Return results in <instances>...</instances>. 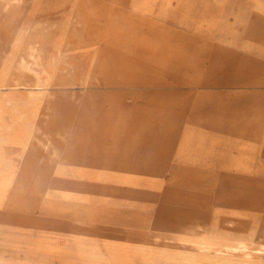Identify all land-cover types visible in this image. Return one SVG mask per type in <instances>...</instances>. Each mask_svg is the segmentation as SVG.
<instances>
[{
  "label": "rangeland",
  "instance_id": "374dc122",
  "mask_svg": "<svg viewBox=\"0 0 264 264\" xmlns=\"http://www.w3.org/2000/svg\"><path fill=\"white\" fill-rule=\"evenodd\" d=\"M16 1L0 0V264H264V0ZM43 13L79 40L47 46L43 84L5 86Z\"/></svg>",
  "mask_w": 264,
  "mask_h": 264
},
{
  "label": "bare ground",
  "instance_id": "6f19581e",
  "mask_svg": "<svg viewBox=\"0 0 264 264\" xmlns=\"http://www.w3.org/2000/svg\"><path fill=\"white\" fill-rule=\"evenodd\" d=\"M25 1L26 0H17L16 3L18 5H20V4L24 3ZM128 1H130V0H128ZM75 4H76V2H75ZM112 4H114V2H112ZM43 15H44V18H42V19H37L36 16H38V15H33V21H39L38 22L39 26L36 27L37 28L36 30H24V28L28 27L24 24L25 27L23 25L24 28L22 29V31H19V33L16 35V37L12 41L11 45H12L13 53L15 55V59L10 64L9 71H8L9 81L6 82L5 86H12V87L16 86V87H18V85H23L25 83V81L23 80L24 79L23 75H26V77H27L28 73H33L34 75H37L36 80H34L35 79L34 78L32 81V82H34L33 83L34 85L37 86L38 84L39 85L43 84L44 82L40 81L42 79H40L39 74L45 73V72H46V74H48L54 68L53 64H52L53 62L50 61V59L44 60L45 57L42 58L44 56V54L48 53V50L51 49L50 47H49L50 49H47V46L51 45L52 49L49 51L50 54L49 55L47 54L46 57L51 56V58H53L54 54H57L59 52V50H61L64 43L76 44V42L79 40V39L77 40L74 37H71L70 26L72 25L71 24L72 20L70 22V18L67 17L66 14L60 16L59 18H57V16L53 18V16L49 15L48 13H43ZM60 19L63 20V22L59 21ZM76 36H77V34H76ZM77 37H79V36H77ZM34 42H41V46H35ZM10 53L12 54V52H10ZM61 60H63V59H61ZM54 61H55V58H54ZM28 63H31V65ZM8 65H6V66H8ZM1 78H3V77H1ZM2 83H4V81ZM30 85H32V84H30ZM7 102H9V101H7ZM2 112H4V110H3V108L0 107V114H3ZM26 145H27V143H26ZM238 243H239V246H241V244H243V241L241 240V238H238ZM246 249H247V247H246ZM257 251L259 253L261 251H264V244H261V247H259ZM239 258H241V257H239ZM257 263H259V262H257ZM219 264H247V263H246V261L245 262L244 261L235 262L233 260L224 259V260H221Z\"/></svg>",
  "mask_w": 264,
  "mask_h": 264
}]
</instances>
